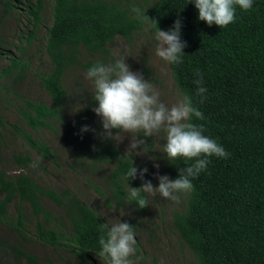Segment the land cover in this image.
<instances>
[{
	"label": "trees",
	"instance_id": "16d2710c",
	"mask_svg": "<svg viewBox=\"0 0 264 264\" xmlns=\"http://www.w3.org/2000/svg\"><path fill=\"white\" fill-rule=\"evenodd\" d=\"M0 5L7 13L17 8L24 12L32 22L28 39L35 37L47 0H0ZM131 7L122 0H53L45 42L49 64L38 74L50 101L24 99L18 106L19 121L11 124L47 160L56 151L18 123L36 132L58 125L74 149L70 165L104 173L107 192L119 207L136 205L127 203L122 179L131 159L134 166L135 161L114 139L102 135L90 88L79 78L94 61L114 59L109 50L117 38L133 41L142 23L130 13ZM145 15L155 19L161 30L181 21L180 37L186 46L182 63L169 64L174 84L203 114L191 122L201 125L204 134L230 154L209 157L207 169L192 181L185 206L173 214L174 229L196 264H264V0H254L246 11L237 7L234 21L222 28L198 20L190 0H156L148 4ZM28 69L26 60L12 54L0 78L18 81ZM196 69L206 88L203 102L193 84ZM70 78L77 83L74 89ZM85 124L94 131L81 134ZM1 128L5 122L0 113ZM12 159L24 169L34 162L29 152L14 153ZM2 163L0 144V222L13 226L21 239H0V264H23L24 259L37 264L29 249L33 239L54 249L64 247L82 263L93 264L99 250V224L105 223L100 214L72 189L43 185L27 171L9 174ZM170 164L174 177L185 166L179 157ZM142 182L129 180L133 187ZM45 199L55 208L46 206ZM139 208L144 211L146 205Z\"/></svg>",
	"mask_w": 264,
	"mask_h": 264
},
{
	"label": "rangeland",
	"instance_id": "374dc122",
	"mask_svg": "<svg viewBox=\"0 0 264 264\" xmlns=\"http://www.w3.org/2000/svg\"><path fill=\"white\" fill-rule=\"evenodd\" d=\"M122 1L146 11L148 4H152L156 0ZM52 4L53 0H47L43 20L35 31V37L31 40L28 39V33L32 29V22H29L24 12L17 8L11 9V12L7 13L0 5V70L6 66L9 56L12 54L22 57L29 64V69L21 80L0 78V113L5 122V128L0 129L3 167L9 174L27 171L46 186L72 189L100 214L105 223L118 222V219L128 222L135 232L136 247L143 255V260L138 264H196L193 253L180 241L173 226V214L183 209L188 193L182 195L179 202L163 199L159 194L147 195L144 211L134 204L119 207L107 192L103 181L104 173L91 171L89 173L79 169L76 164L70 165V162H74L72 155L74 149L71 144L67 143L58 125L55 128L41 129L36 132L26 128L21 122L18 123L35 136L45 140L53 151H56L57 155L48 160L32 150L11 126L20 119L18 106L24 99L50 101L47 92L39 83L38 74L46 71L49 64L45 52V42L47 29L52 23ZM143 27L144 25L136 32L131 43L125 39L117 38L111 44V48H120L122 55L126 56L125 62L130 66V69L141 73L145 79H149L161 93V100L170 105L176 101L180 92L174 84L169 64L155 56L153 33L145 32ZM79 80L87 88L91 87L84 75ZM70 82L74 89L76 81L74 78H70ZM135 135L134 133H123L121 140H115L116 146L130 154L128 144L135 139ZM140 138V134H137L136 139ZM143 140L144 143L138 144L136 151L131 155L138 170L147 168V172L144 174L145 180L151 181L155 187L158 183L155 173L167 174L169 178H175L170 170V161L162 152L163 132L158 133L155 137H144ZM20 152H29L36 166L28 169L18 166L12 159V154ZM154 165H158V167H154ZM44 203L51 209L55 208L50 199H45ZM10 214L16 215L13 208H11ZM30 220L34 225L35 220L32 218ZM0 239L6 242H19L21 238L13 226L0 222ZM29 249L37 256V264H84L64 247L54 249L52 246L42 244L37 239L29 241ZM92 263L106 264V261L95 256ZM23 264L36 263L27 262L24 259Z\"/></svg>",
	"mask_w": 264,
	"mask_h": 264
},
{
	"label": "clouds",
	"instance_id": "9594fccd",
	"mask_svg": "<svg viewBox=\"0 0 264 264\" xmlns=\"http://www.w3.org/2000/svg\"><path fill=\"white\" fill-rule=\"evenodd\" d=\"M190 2L197 10L198 20H203L209 26L214 23L222 28L234 21L237 7L246 11L253 6L254 0H190ZM130 13L144 25L145 32L153 33L156 57L168 64L182 63L186 42L180 37L179 19L173 21L172 27L165 31L157 27L155 19H149L145 15V9L133 6ZM109 54L114 58L111 62L94 61L84 73V78L91 86V99L95 102L92 111L100 118L104 130L102 135L119 141L123 138V133L136 134L135 139L128 144L131 155L136 151L138 144L144 143V137H155L163 132L164 156L170 162L178 157L182 158L185 165L178 169L175 178L155 173L158 183L153 187L151 181L145 180L144 177L147 168L138 170L131 159V164L122 177L126 183V201L144 207L147 195L159 194L163 199L179 202L182 195L193 189L192 181L207 169L209 157L226 158L230 154L216 139L205 135L201 125L191 122L192 117L202 119L203 114L194 106L189 95L180 93L174 103L166 104L160 98L161 93L149 79L130 69L120 48H111ZM194 77L196 94L203 102L206 88L203 86V77L199 69L195 70ZM112 129L118 131L113 133ZM79 131L82 134L94 130L85 124L81 125ZM137 134H140V139H136ZM189 161L191 163H188ZM31 166L35 167L36 163L33 162ZM137 178L143 182L138 187L130 186L129 180ZM99 232L98 256L102 257L106 264H138L143 260V255L136 247L134 229L128 222L118 219V222L111 224L101 223Z\"/></svg>",
	"mask_w": 264,
	"mask_h": 264
}]
</instances>
